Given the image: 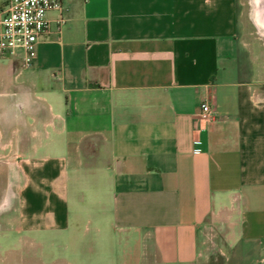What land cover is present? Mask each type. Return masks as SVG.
Returning <instances> with one entry per match:
<instances>
[{
	"label": "crops",
	"instance_id": "crops-1",
	"mask_svg": "<svg viewBox=\"0 0 264 264\" xmlns=\"http://www.w3.org/2000/svg\"><path fill=\"white\" fill-rule=\"evenodd\" d=\"M62 7L0 51V264H264V0Z\"/></svg>",
	"mask_w": 264,
	"mask_h": 264
},
{
	"label": "built area",
	"instance_id": "built-area-1",
	"mask_svg": "<svg viewBox=\"0 0 264 264\" xmlns=\"http://www.w3.org/2000/svg\"><path fill=\"white\" fill-rule=\"evenodd\" d=\"M62 0H7L0 9V51L14 55L22 54V66L28 68L36 56V47L49 32L46 14L61 13ZM59 24L65 23L60 14ZM207 105L201 107V117L207 118Z\"/></svg>",
	"mask_w": 264,
	"mask_h": 264
},
{
	"label": "rangeland",
	"instance_id": "rangeland-1",
	"mask_svg": "<svg viewBox=\"0 0 264 264\" xmlns=\"http://www.w3.org/2000/svg\"><path fill=\"white\" fill-rule=\"evenodd\" d=\"M250 29V28H248ZM49 259H47V257H43L40 259V261L37 263V264H49ZM24 264H31V262L29 261H26L25 259V263ZM34 264H36V261H34ZM150 264H155V259L154 257H152V259L150 260Z\"/></svg>",
	"mask_w": 264,
	"mask_h": 264
}]
</instances>
